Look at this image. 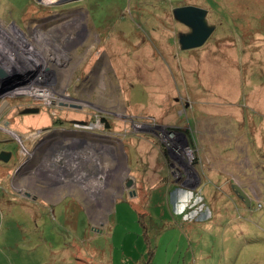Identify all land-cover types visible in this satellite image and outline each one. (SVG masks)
Here are the masks:
<instances>
[{
    "label": "rangeland",
    "instance_id": "1",
    "mask_svg": "<svg viewBox=\"0 0 264 264\" xmlns=\"http://www.w3.org/2000/svg\"><path fill=\"white\" fill-rule=\"evenodd\" d=\"M52 1L0 0L2 64L36 70L52 94L20 86L0 96L10 102L0 117V154H9L0 158V264H264V0ZM189 4L208 9L216 29L181 49L188 28L173 10ZM29 106L40 111L23 114ZM84 119L94 128L77 133L94 139L76 153L121 145L112 178L128 173L140 196L114 195L110 207L99 191L83 199L72 182L52 186L62 177L46 169L49 130ZM6 121L23 134L22 161ZM209 130L218 139L204 145ZM30 136H47L34 153ZM95 165L82 168L92 176Z\"/></svg>",
    "mask_w": 264,
    "mask_h": 264
},
{
    "label": "crops",
    "instance_id": "2",
    "mask_svg": "<svg viewBox=\"0 0 264 264\" xmlns=\"http://www.w3.org/2000/svg\"><path fill=\"white\" fill-rule=\"evenodd\" d=\"M243 126H244V123H243ZM72 130H74L76 132L80 131V130L74 129V128ZM111 130H113V128H111ZM139 134H141V133H139ZM197 134H198V132H197ZM190 135L192 136L193 139H195L193 134L190 133ZM215 135L216 134L212 130H209L208 132H202V131L200 132V138L202 136L203 139L201 138V141L203 142L204 145L207 142L213 141V137ZM240 136L245 138L244 137V136H246L245 128L242 130V133ZM217 139H218V136L216 135V140ZM119 146L121 147V145H119ZM119 146L116 143L114 146H111V148H110V146H108V145L100 144L99 146L96 147V149H94V150H96V153H94V151L89 153L92 155L91 161L96 162L95 168H96L97 172L92 174V176H89L90 173L85 171L86 169L84 170L83 168H80V166L78 168L74 169L75 174H69L67 179L69 182H72L70 184H72V185L76 184L82 188V190H83L82 198L83 199H84V197L89 199L91 197L90 194L93 195V193H95L96 191H99L98 197L100 199L101 198H110V200L108 201V206L111 207L114 195H119L120 193H123V192L124 193L129 192V193H131V195H134V196L139 195L138 192L136 194L137 183L133 184V188H132V186L127 184V180L129 178L128 173H126L124 178H122V177H118L116 179L112 178L114 171H116L115 167L119 166V165H117V161H118L117 157H118L119 152L121 151ZM247 149L248 148L246 147V150ZM97 159H98V161H97ZM240 162H242V161L240 160ZM127 168H128V166H127ZM82 170H84V171H82ZM128 171H129V168H128ZM244 171L245 170H243L242 172H244ZM247 174H249V173H247ZM50 177H51L50 178L51 180H54L56 178H61L62 176H61V174H56V175H51ZM110 179H111V181H110ZM132 179H134V178H132ZM244 180H245V178H242L241 182ZM48 181H50V180H48ZM63 181L64 180L59 179V182L52 183V186H55V185L61 186L63 184L62 183ZM53 188H54V191L57 192V190H59L61 187H59V188L53 187ZM245 193H246L248 199L250 200L249 193H247V192H245ZM87 195H89V196H87ZM97 206L100 207V205H97ZM94 209H96V207L94 206L93 203H91V205L89 206V211L91 212V214L95 218L96 216H95ZM101 209H102V207H100V210ZM140 213H143V212L138 211V214H140Z\"/></svg>",
    "mask_w": 264,
    "mask_h": 264
},
{
    "label": "water",
    "instance_id": "3",
    "mask_svg": "<svg viewBox=\"0 0 264 264\" xmlns=\"http://www.w3.org/2000/svg\"><path fill=\"white\" fill-rule=\"evenodd\" d=\"M174 17L182 24L188 27V31L180 32L178 35L179 46L181 49H192L202 46L211 34L216 29V25L210 24L208 21L209 10L196 5H184L176 7L173 10ZM20 68H8L5 64H0V84L3 91H11L17 87L26 85L35 75L36 70L26 69L23 63H19ZM8 102L5 101L0 106L1 111L6 108ZM63 106H68L75 109H80L78 104L62 103ZM40 108L38 106L26 107L22 110L23 114L38 113ZM84 123V122H83ZM7 152L3 151L0 154L2 160H7ZM129 182L128 185H130ZM235 186V192L239 194V197L246 200L249 203V199L240 186Z\"/></svg>",
    "mask_w": 264,
    "mask_h": 264
},
{
    "label": "flooded vegetation",
    "instance_id": "4",
    "mask_svg": "<svg viewBox=\"0 0 264 264\" xmlns=\"http://www.w3.org/2000/svg\"><path fill=\"white\" fill-rule=\"evenodd\" d=\"M50 1H52V0H50ZM184 26H186V25H184ZM12 94H13V92H11V94H10V92L9 93L6 92V93H1L0 95L5 96V97H10V96H12ZM5 101H7V100L0 101V106ZM7 102H8V104H7V106H8L10 102L9 101H7ZM62 103H68V102H61V103L59 102V105L61 107L63 106ZM68 104H72V103H68ZM3 110L0 113V117H2L6 113L7 109L4 108ZM104 120L106 121V118H104ZM83 122H87V120L84 119V121H79L78 123L82 124ZM9 124H10V121L5 122V125L8 127H7V129H4V131L10 132V134H12L17 139V142L19 144V155H20L21 161H22L26 157L25 154H22V152H20V150L24 147V144L18 140L17 136H21L23 134L16 133V132H14V130H11L9 128ZM57 124H59V123H57ZM82 125H84V124H82ZM60 127H62V126L60 125L59 127L51 128L52 130H49V136H50L49 142H46V138L48 135L47 136H41V137L36 138V139H33L34 136L28 137L27 139L29 141L26 144V148L31 147L30 149H31L32 153H34V151L32 150L33 145H37L36 147H38V146L40 147L42 145V143L46 142V146L41 150L47 151L49 149V151H51V154L48 152L45 155L46 156L49 155L48 156L49 158H50V156H53V162H48L46 164V169L51 170L50 175L61 174V176H62L61 180H64L62 182V183H64V182L68 181L67 177L69 176V174H72L74 172V169L78 168L79 166H80V168H82L84 163H85V160L91 159V156H92L91 154H85L83 152L76 153V151L74 150V144L76 143L78 145H82V144H79L82 142L89 144V142L86 139L87 138L94 139V138H93V136L88 137L87 136L88 132H86V133L84 132L83 135H80V133H77L74 130L70 131V130H72L71 127L70 128L64 127L63 130H61ZM76 129L84 131V130H82V128H76ZM37 131H39V130H37ZM37 131L33 130V131H29L28 133H33V132L36 133ZM20 140H21V138H20ZM32 156H30V158H32ZM49 158L47 160L40 158L39 160H36V162H37V164L44 163V162L48 161ZM25 161L22 162L20 171L24 167ZM55 163H57V164H55ZM232 189H233V192L239 196V194L237 192H235L234 184H232Z\"/></svg>",
    "mask_w": 264,
    "mask_h": 264
},
{
    "label": "built area",
    "instance_id": "5",
    "mask_svg": "<svg viewBox=\"0 0 264 264\" xmlns=\"http://www.w3.org/2000/svg\"><path fill=\"white\" fill-rule=\"evenodd\" d=\"M52 2H55V1H52ZM51 3V2H50ZM4 23V21L0 18V24H3ZM4 36H5V34H3ZM3 47H5L4 45H3ZM6 48V47H5ZM0 52H1V54L2 55H6V49H4V50H0ZM2 63H4L3 62V58H1L0 59V64L2 65ZM46 82V83H48V81H49V79L48 78H44V80L42 79V76H34L26 85H23V86H21L20 88H18V89H23L24 91H26V93H29V94H31V95H34V96H36L37 98H42L43 100H45V98H48V97H51L52 96V94H51V92L49 91V92H47V91H45L44 89H43V87L41 86V85H39V83L41 84L42 82ZM44 82V83H45ZM31 85H33L34 87H35V89H36V93L38 94H34V92L32 93V92H30L31 91ZM25 87H29L28 89H25ZM13 91H15V89H13L12 91H9L10 92V94H11V92H13ZM13 93H17V92H13ZM1 96V95H0ZM63 102V101H62ZM60 103H61V101H60ZM100 118H98V122L100 123ZM82 124H84V125H82ZM82 124H78L77 126L78 127H82V129H85V130H92L93 128H94V126L93 125H91L92 124V122H88V123H82ZM103 125H104V123H103ZM77 127V128H78ZM103 129L105 128L104 126L102 127ZM260 206H261V203L259 204Z\"/></svg>",
    "mask_w": 264,
    "mask_h": 264
},
{
    "label": "bare ground",
    "instance_id": "6",
    "mask_svg": "<svg viewBox=\"0 0 264 264\" xmlns=\"http://www.w3.org/2000/svg\"><path fill=\"white\" fill-rule=\"evenodd\" d=\"M2 34H4V33H2ZM4 56H6V55H4ZM31 86H32L31 88H34V89H35V87H34L33 85H31ZM6 92L9 93V91H3L2 86H1V84H0V94H1V93H6Z\"/></svg>",
    "mask_w": 264,
    "mask_h": 264
},
{
    "label": "trees",
    "instance_id": "7",
    "mask_svg": "<svg viewBox=\"0 0 264 264\" xmlns=\"http://www.w3.org/2000/svg\"><path fill=\"white\" fill-rule=\"evenodd\" d=\"M188 134H189L190 138L194 141V139L192 138V136L190 135L189 132H188ZM194 142H195V141H194ZM144 215H145L144 213H140V214H139V217L142 218ZM147 241H149V240H147ZM150 253H153V252H150Z\"/></svg>",
    "mask_w": 264,
    "mask_h": 264
}]
</instances>
